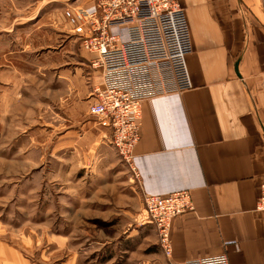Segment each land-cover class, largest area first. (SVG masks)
Here are the masks:
<instances>
[{"label":"crops","instance_id":"1","mask_svg":"<svg viewBox=\"0 0 264 264\" xmlns=\"http://www.w3.org/2000/svg\"><path fill=\"white\" fill-rule=\"evenodd\" d=\"M178 1L193 38L194 49L187 56L193 87L143 102L134 164L143 196L187 189L195 209L173 219L172 255L162 253L161 262L146 256L140 264L222 254L230 264H264V211L256 209L264 183L261 0ZM2 35L9 36L6 31ZM24 50L22 55L16 42L0 38V128L6 123L19 134L22 119L42 111L51 139L59 130L58 138L46 139L45 147L50 144L52 152H63L71 169L88 166L109 144L114 148L108 129L89 114L93 97L85 63L78 61L70 68L69 78L68 73L61 75L63 69L53 73L62 62L39 63L35 50ZM56 85L64 103L57 110L61 120L54 124ZM5 146L0 143V148ZM71 259L76 262L77 255ZM0 264L28 263L18 249L0 239Z\"/></svg>","mask_w":264,"mask_h":264},{"label":"rangeland","instance_id":"2","mask_svg":"<svg viewBox=\"0 0 264 264\" xmlns=\"http://www.w3.org/2000/svg\"><path fill=\"white\" fill-rule=\"evenodd\" d=\"M96 1L0 0V38L16 42L22 55L24 49L35 50L39 63L62 62L53 70L63 69L62 76L68 73L70 78V68L84 62L86 83L93 90V70L63 10ZM261 12L264 15V0ZM5 31L9 36L2 35ZM58 86L54 124L61 120L57 110L64 103ZM42 113L37 109L21 118L19 134L6 123L0 128V143L6 145L0 148V239L18 249L28 264H68L76 255V262L71 259L69 264H140L146 256L161 262L164 252L155 227L143 222L144 197L137 179L115 147L109 144L93 164L71 169L63 152H52L50 144L45 147L46 139L55 141L59 130L51 139Z\"/></svg>","mask_w":264,"mask_h":264},{"label":"built area","instance_id":"3","mask_svg":"<svg viewBox=\"0 0 264 264\" xmlns=\"http://www.w3.org/2000/svg\"><path fill=\"white\" fill-rule=\"evenodd\" d=\"M63 17L94 73L89 114L108 129L119 156L139 180L134 158L142 137L143 102L193 87L187 56L194 45L186 11L178 0H97L89 6H67ZM143 197V222L154 225L170 257L173 219L195 209L192 193L184 189ZM256 209L264 211V183ZM170 264L230 261L222 254Z\"/></svg>","mask_w":264,"mask_h":264}]
</instances>
